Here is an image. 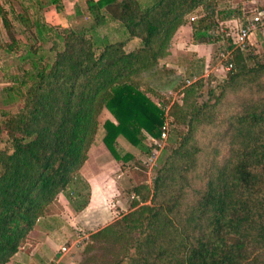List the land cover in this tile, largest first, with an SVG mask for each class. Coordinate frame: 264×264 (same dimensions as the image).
<instances>
[{
	"label": "trees",
	"instance_id": "1",
	"mask_svg": "<svg viewBox=\"0 0 264 264\" xmlns=\"http://www.w3.org/2000/svg\"><path fill=\"white\" fill-rule=\"evenodd\" d=\"M84 1L90 17L78 26L33 23L34 39L51 41L50 47L40 51L35 42L25 45L20 58L32 66L33 81L23 79L27 89L18 111L1 112L0 264L18 251L36 221L51 213L58 193L74 184L104 108L112 118L103 122L102 140L121 168L132 173L134 196L128 212L91 232L78 264H264V94L244 101L232 115L228 154L208 167L204 189L184 213L182 192L171 193L172 174L177 163L185 172L197 165L200 148L193 133L213 121L216 103H189L185 97L170 105L172 123L187 129L169 132L153 187L144 181V164L119 146L123 137L146 156L158 148L145 138L162 137L166 109L151 99L140 76L169 53L188 15L202 9L189 22L190 41L207 44L224 39L217 32L220 22L241 18L242 9L220 7L217 0ZM50 3L60 9L56 0ZM0 15L10 29L1 3ZM110 20L118 22L114 32L105 30ZM11 37L8 51L17 43ZM227 41L220 51H231L234 72L210 89L219 90L218 99L230 88L260 87L264 81V62L250 65L254 56ZM198 84L189 85L186 95Z\"/></svg>",
	"mask_w": 264,
	"mask_h": 264
},
{
	"label": "rangeland",
	"instance_id": "2",
	"mask_svg": "<svg viewBox=\"0 0 264 264\" xmlns=\"http://www.w3.org/2000/svg\"><path fill=\"white\" fill-rule=\"evenodd\" d=\"M25 1L26 0H10L12 5L18 8L14 12H10L8 7H3L5 15L10 23V29H7L0 15V122L4 119L1 114L3 110H19L23 95L27 89V85L23 83V79L28 83L33 81L29 74V71H32V66L28 61H23L20 58L25 54V45L30 42H35L34 46L39 47L41 51V49L49 48L51 44V41L43 43L40 39H34L35 26L33 23L35 16L30 10L21 7V4H24ZM217 2L220 7L230 6L233 8H241L242 13L246 12L248 15L257 8H264V0H217ZM25 10L27 11L26 13ZM19 14L26 15V21H21ZM202 14L203 11L201 8L196 9L193 13L188 15V21L185 24L190 27L189 22L193 21L191 17L194 16L198 18ZM241 18L236 16L233 20L229 19L220 22L217 32L221 34V36H224V39L213 43L202 44L195 52L188 49L189 47L184 44L176 51L171 52V56H169L168 53L166 56L162 57L156 67L144 72L140 76L142 87L147 90L152 100L165 107L167 114L165 125L166 136L164 138L153 139L147 135L145 138V141L148 143L160 144L158 148L153 151L154 155L146 156L125 138H119L120 148L133 152L137 159L144 164V181L153 187L154 180L158 175V170L163 164L162 160L166 157L163 150H166L169 145V132L173 127H177L180 130L187 129L186 125L172 123V117L168 113L170 105L174 102L182 103L185 97L188 99L189 103L192 101H197L198 103L205 101L209 104L216 103L213 108V121L199 124L193 133L194 137L192 142L200 148V151L197 153V165L190 171L185 172L180 169V164L177 163V168L174 169V173L172 174L171 193L178 194L182 192L183 196L180 199V210L182 213H184V209L188 208L192 202L197 200L204 189L208 179V167L213 165L216 161L223 160L224 157L227 156L232 132V115L242 109L244 101L257 99L264 94L262 89L264 81L262 80L260 87H258L257 84L249 83L235 89L230 88L220 99L217 97L219 90H216V94L210 93L211 88H215L218 83L234 72L224 69V60H221L219 52L221 47L228 45L227 38L235 36L237 28L242 23ZM83 20H88V17L79 16L72 21L71 25L78 26ZM188 27H184L185 29L183 30L187 32L186 30ZM114 28H116V26L112 25V30ZM105 30L109 29L106 28ZM184 31L180 30L176 32L172 42L180 37L188 41L190 35H187ZM12 35L15 36L17 43H13V50L8 51L9 44L12 42ZM250 40L248 52L254 56L249 62L250 65H254L256 61L263 63L264 35L260 31H257L251 35ZM133 45L134 44L130 43L126 47L127 49H131ZM197 82L199 84L195 92L186 95V88ZM167 101L169 103H167ZM106 118H112V116L111 113L104 108L99 114V125L91 147L103 141V122ZM134 161L135 160H132L131 163ZM118 164L119 165L115 164L111 166L117 178V186H112V190L109 189L111 193L109 190H105L104 193H99V196H102L100 199L101 202L104 203V207L110 213L108 218L106 217L103 219L104 222L109 220L112 214L114 215L113 221L123 213L128 212L134 196L130 191L131 185L135 183L132 173L129 170L122 169L119 162ZM81 167L75 172L74 179L77 178V174L79 175V173H81ZM94 168L95 164H93V169ZM103 177H106L105 173L101 175V179L99 180H102ZM65 190L69 192L71 190L70 186H67ZM81 190L83 192L82 197H74V203L70 202L72 205L65 198L66 193L64 191L59 192L56 199L52 202L49 211L51 212L50 214L58 216V220L55 222L56 224H59V218L63 221L70 218L69 221L72 225L64 228L58 226L60 228L57 230V236L55 238L57 240V252L60 251L65 254V258H68L73 264H78L84 258L86 242L89 240L91 232H93L89 226L85 227L83 222L88 216V211L82 214H75V211L68 209L70 207L78 208L84 201L89 199V191L86 188H82ZM50 214L38 219L33 228L41 219L47 218ZM175 219L177 220L179 217L176 216ZM97 223L96 225H99L101 220ZM33 228L22 240L17 251L19 252L17 258H22L24 253L21 252H26V250L34 246L33 240H36V237L34 235H29ZM69 233H72V235H69ZM63 247H66V250H63ZM15 254L10 257L6 264L9 263ZM53 263L58 264L57 261Z\"/></svg>",
	"mask_w": 264,
	"mask_h": 264
},
{
	"label": "crops",
	"instance_id": "3",
	"mask_svg": "<svg viewBox=\"0 0 264 264\" xmlns=\"http://www.w3.org/2000/svg\"><path fill=\"white\" fill-rule=\"evenodd\" d=\"M56 1L59 2L60 9L56 7L55 3H50L51 0H26L24 4H21V7L30 10L34 14V23L38 25L44 24L55 27H68L71 26L72 21L79 16H86L88 18L90 17L86 11L84 0ZM0 3L2 7H8L10 12H14L18 9L17 6L15 8V6L12 5L10 0H0ZM112 25L116 26L117 28L118 22L110 20L106 24L107 28L109 29L107 30L108 32L115 30V28L112 30ZM189 25L190 27H188L186 24L181 25L177 32L180 30L184 31V27L187 26V32H184L191 36V24L189 23ZM35 32L37 33L36 27ZM46 34L50 33L48 32ZM46 34L44 33L43 35L48 36ZM130 43L133 44L134 40L130 41L127 45ZM184 44L189 47L188 49H191V51L194 52L197 51L200 46H202V44H195L191 42L190 39L185 41L184 38L180 37L175 41L173 40L169 49V56H171V52L176 51ZM93 164H95L94 169ZM115 164L119 165L118 161L112 156L103 141H101V143L99 142L97 145H93L89 151V157L87 161L80 169L81 173H79V175L77 174L74 184L70 186L71 190L69 192L66 190L64 191L66 193L65 198L69 203H74V197H82V188H86L89 191V199L87 200V203L84 207L79 209V207L68 208L67 206V208L71 211H75V214H82L85 211H88V216L83 222L85 227L89 226L92 231H96L97 229L105 226L114 218V215L112 214V216L109 217V220L105 222L103 221L104 218H108L110 213L104 207V203L101 202L100 199L102 196H99V193H104L105 190L107 191L109 189L112 190V186H117V178L114 175V170H112L111 167ZM103 173L106 174V177H103L102 180H99L101 179V175ZM70 204L72 205V203ZM99 219L101 220V223L96 225L98 224L97 222L100 221ZM57 220L58 216L54 214H50L47 216V218L45 217L41 219L29 233L30 236L34 235L36 237V240H33L34 246L26 250V252H21L24 253L22 258H17V255H19V252H17L15 256L11 258L8 264H48L49 262L54 261H57L58 264H73L72 261H70L68 258H65V254L61 253L60 251L57 252V240L55 238L57 236L56 232L60 227L64 228L72 225L69 221L70 218L64 221L59 218V224L62 226L55 223ZM69 235H72V233H69Z\"/></svg>",
	"mask_w": 264,
	"mask_h": 264
},
{
	"label": "built area",
	"instance_id": "4",
	"mask_svg": "<svg viewBox=\"0 0 264 264\" xmlns=\"http://www.w3.org/2000/svg\"><path fill=\"white\" fill-rule=\"evenodd\" d=\"M192 20H195V17H191ZM235 19L234 17L231 18ZM241 25L237 28L235 36H232V42L243 51H248L250 45L251 35L255 32L260 31L264 35V8H257L252 11L250 15L246 12L242 13ZM224 22V21H222ZM221 60H224V69L226 71L233 70L234 62L232 60V53L230 50H221L219 52ZM166 136V131L163 132L162 137ZM161 137V138H162ZM158 145V144H157ZM160 145V144H159ZM158 145V146H159ZM154 155V152L153 154ZM151 155V156H152ZM63 250H66V247H63ZM49 264H54L53 262Z\"/></svg>",
	"mask_w": 264,
	"mask_h": 264
}]
</instances>
